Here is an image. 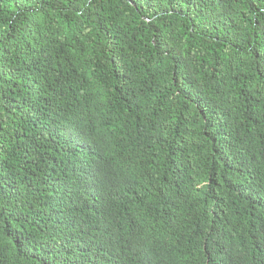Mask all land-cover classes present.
<instances>
[{
    "label": "trees",
    "instance_id": "obj_1",
    "mask_svg": "<svg viewBox=\"0 0 264 264\" xmlns=\"http://www.w3.org/2000/svg\"><path fill=\"white\" fill-rule=\"evenodd\" d=\"M0 264H264V0H0Z\"/></svg>",
    "mask_w": 264,
    "mask_h": 264
}]
</instances>
